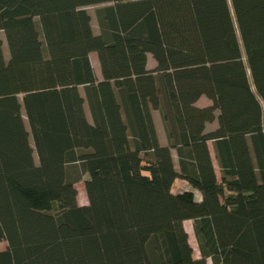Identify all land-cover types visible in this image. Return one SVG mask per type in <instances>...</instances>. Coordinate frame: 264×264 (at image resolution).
<instances>
[{"label": "trees", "instance_id": "16d2710c", "mask_svg": "<svg viewBox=\"0 0 264 264\" xmlns=\"http://www.w3.org/2000/svg\"><path fill=\"white\" fill-rule=\"evenodd\" d=\"M0 242V264H264V0H0Z\"/></svg>", "mask_w": 264, "mask_h": 264}, {"label": "rangeland", "instance_id": "374dc122", "mask_svg": "<svg viewBox=\"0 0 264 264\" xmlns=\"http://www.w3.org/2000/svg\"><path fill=\"white\" fill-rule=\"evenodd\" d=\"M89 12L91 13L92 15V19H93V27H94V30L95 32L97 31L98 27H97V24H96V20L94 19V9H89ZM4 54H5V57L8 55V52L6 50V46H5V43H4ZM90 62L93 66V69L95 71V73L98 75L99 74V67H98V61H97V57L95 54H92L90 56ZM150 61L148 62V66L150 67ZM152 64H154V61L152 60ZM206 100H202L201 103H205ZM216 125L215 123L212 124L209 128L212 129L214 128ZM86 180V177L83 176L79 182H77L75 184V188L77 190V201H78V204L81 205V206H86L87 205V198H86V194H85V191H84V185H83V182ZM173 190L175 191L176 188L174 187ZM185 230L187 231V234H188V240H189V244L190 246L192 247L193 249V252H194V255L195 257H198L199 253H198V247H197V243H196V240L194 238V234H193V231H192V226L189 222H186L185 223ZM7 247V244L6 242H0V251H3L5 250ZM206 264H211V261L210 260H207L206 261Z\"/></svg>", "mask_w": 264, "mask_h": 264}, {"label": "crops", "instance_id": "0c3cea01", "mask_svg": "<svg viewBox=\"0 0 264 264\" xmlns=\"http://www.w3.org/2000/svg\"><path fill=\"white\" fill-rule=\"evenodd\" d=\"M149 61L151 63L150 64V68H153L154 64H152V59L149 58L148 62ZM202 100H206L205 103H201ZM196 105L198 107L202 108V107H206V106L211 105V103H210L209 100H207L206 98L202 97V98H200L197 101ZM154 121H155V126H156V131H157L159 142L161 143V145H166L167 144L166 137H165L162 125L160 123V117H159L158 114H155ZM208 149H209L210 156H211V158L213 160V166H214L215 172H216L217 176L219 177V170H218V167H217L215 159H214V153H213V149H212V144L210 142L208 143ZM173 160H174L175 165L177 166L178 165L177 164L178 163L177 162L178 158H177V155H176L175 151L173 152ZM174 187L176 188L175 191L173 190ZM183 191H192V189L190 188V186L187 183H185L183 181H179V180L175 181L174 184H173V187H172V193H179V192H183ZM194 194H195L196 199L199 200L200 196L197 193H194ZM186 222H189L191 224V226H192V222L191 221H185L183 223L184 227L186 225L185 224ZM184 230H185V228H184ZM192 231H193V229H192ZM186 233H187V231H186Z\"/></svg>", "mask_w": 264, "mask_h": 264}]
</instances>
